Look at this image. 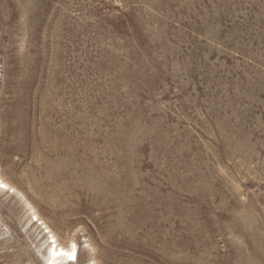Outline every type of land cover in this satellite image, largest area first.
Returning a JSON list of instances; mask_svg holds the SVG:
<instances>
[{"label": "rangeland", "instance_id": "1", "mask_svg": "<svg viewBox=\"0 0 264 264\" xmlns=\"http://www.w3.org/2000/svg\"><path fill=\"white\" fill-rule=\"evenodd\" d=\"M0 176V264H264V0H0Z\"/></svg>", "mask_w": 264, "mask_h": 264}, {"label": "bare ground", "instance_id": "2", "mask_svg": "<svg viewBox=\"0 0 264 264\" xmlns=\"http://www.w3.org/2000/svg\"><path fill=\"white\" fill-rule=\"evenodd\" d=\"M0 191L7 192L10 194L17 193V190L9 183L5 182L0 176ZM32 216L38 222L39 219L35 214V211L30 207ZM43 225L42 222L39 223ZM46 228V227H44ZM46 234L50 235L47 238L48 246L45 251V257L47 259L46 264H77L78 263V245L73 241L69 240L67 244H61L57 238L51 234L50 230L46 231ZM94 264V263H92Z\"/></svg>", "mask_w": 264, "mask_h": 264}]
</instances>
